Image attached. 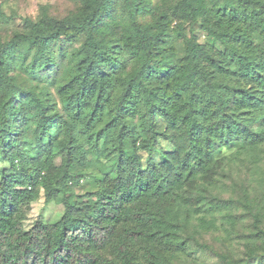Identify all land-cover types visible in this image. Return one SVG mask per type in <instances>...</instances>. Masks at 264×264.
Instances as JSON below:
<instances>
[{
    "label": "trees",
    "instance_id": "trees-1",
    "mask_svg": "<svg viewBox=\"0 0 264 264\" xmlns=\"http://www.w3.org/2000/svg\"><path fill=\"white\" fill-rule=\"evenodd\" d=\"M73 2L0 34V264H261L264 0Z\"/></svg>",
    "mask_w": 264,
    "mask_h": 264
},
{
    "label": "rangeland",
    "instance_id": "rangeland-1",
    "mask_svg": "<svg viewBox=\"0 0 264 264\" xmlns=\"http://www.w3.org/2000/svg\"><path fill=\"white\" fill-rule=\"evenodd\" d=\"M48 7L51 14L58 16L66 15L73 11L76 7L73 0H0V34L8 36L11 32L18 27H21L24 23L25 18L30 17L37 19L42 14V7ZM4 14L9 18H3L1 15ZM196 33L199 35L200 41L205 40V34L201 29L197 28ZM218 47L221 46L218 44ZM59 163V160H57ZM261 173H264V164L260 169ZM92 187L85 182L79 189L78 192L83 194L87 191H92ZM227 192L226 195H229ZM64 213V207L60 203L46 204L44 198H40L32 204L31 211L26 220V228H30L34 221L38 217H42L45 221H56L61 218ZM211 237V236H209ZM217 247H222V244L216 241ZM235 257L242 259L246 256V248L243 244L237 243L236 240L232 242ZM178 264H181L177 261ZM204 264H222L217 257L209 255L205 258ZM264 264V261L261 263Z\"/></svg>",
    "mask_w": 264,
    "mask_h": 264
}]
</instances>
